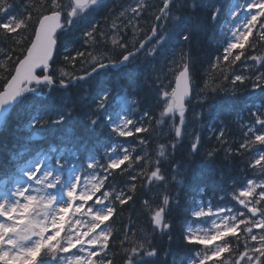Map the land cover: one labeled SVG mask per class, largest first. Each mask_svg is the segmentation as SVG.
Returning a JSON list of instances; mask_svg holds the SVG:
<instances>
[{
	"label": "snow or ice",
	"instance_id": "6c2138e0",
	"mask_svg": "<svg viewBox=\"0 0 264 264\" xmlns=\"http://www.w3.org/2000/svg\"><path fill=\"white\" fill-rule=\"evenodd\" d=\"M0 264H264V0H0Z\"/></svg>",
	"mask_w": 264,
	"mask_h": 264
}]
</instances>
